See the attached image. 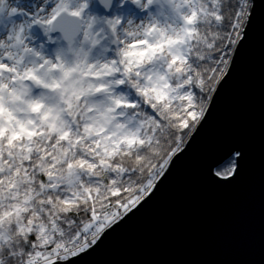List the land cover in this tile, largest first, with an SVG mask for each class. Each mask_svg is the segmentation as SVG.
<instances>
[{
  "label": "snow or ice",
  "instance_id": "1",
  "mask_svg": "<svg viewBox=\"0 0 264 264\" xmlns=\"http://www.w3.org/2000/svg\"><path fill=\"white\" fill-rule=\"evenodd\" d=\"M102 2L107 5L110 0ZM164 2L173 5L172 23L165 25L153 41L133 44L158 53L162 63L153 68L151 76H145L147 87L133 85L139 93L137 99L111 94L106 112L113 115L107 123L99 125L91 115L82 122L77 117V122L70 121L68 128L55 137L41 128L22 127L27 137H42L35 141L39 148L17 132L7 141L8 152L4 151L0 129V264H60L82 253L121 217V209L127 213L141 202L155 186L154 177L163 174L180 150L183 136L177 137V133L190 130V125L204 117L208 97L197 90L202 93L208 88L211 92V85L224 76L230 51L242 39L247 0H239L234 15L225 9V0ZM55 5L50 19L37 17L35 23L53 25L62 14L82 19L81 11L88 7L84 3L80 10L70 11L66 0H55ZM108 23L113 25L112 21ZM87 26L91 29L92 24ZM156 31V26H150L146 35ZM23 33L21 27L9 37L18 49L24 43ZM24 51L38 55L31 49ZM40 59L43 64L24 69L21 75L0 58V81L5 72H10L45 88L58 87L56 81L47 83L38 78V69L50 63ZM17 63H23V58ZM115 84L125 85L126 81L117 80ZM21 87L30 91L23 84ZM95 110L86 107L88 113ZM169 140L174 147L169 146L162 155V145ZM145 171L153 178L142 184ZM215 175L231 180L237 171L231 167Z\"/></svg>",
  "mask_w": 264,
  "mask_h": 264
},
{
  "label": "water",
  "instance_id": "2",
  "mask_svg": "<svg viewBox=\"0 0 264 264\" xmlns=\"http://www.w3.org/2000/svg\"><path fill=\"white\" fill-rule=\"evenodd\" d=\"M115 2L96 0L97 12L109 17ZM232 158L236 177L218 179ZM63 264H264V0H252L203 122L151 195Z\"/></svg>",
  "mask_w": 264,
  "mask_h": 264
},
{
  "label": "clouds",
  "instance_id": "3",
  "mask_svg": "<svg viewBox=\"0 0 264 264\" xmlns=\"http://www.w3.org/2000/svg\"><path fill=\"white\" fill-rule=\"evenodd\" d=\"M66 2L70 11L80 10L82 5L87 3L88 7L81 11L82 19L62 14L53 25L37 24L46 37L50 33H61L62 43H58L52 58L32 43L30 30L32 23L36 24L35 18L30 23L28 19L17 14L36 12L40 20L46 21L52 16L56 6L55 0H0V33H2L0 58L5 61L6 66L14 67L22 75L24 69L43 64V60L40 59L43 57L50 63L38 69L36 73L38 78L47 83L56 81L59 85L45 88L34 81H24L14 73L3 74V79L0 81V129L3 130L5 152L9 151L8 139L17 132L25 135L27 142L39 148L35 141L42 137H27L21 132L22 127L41 128L49 137H55L68 128L70 121L77 122V117H80L82 122L91 115L96 117L99 125H104L108 122V117L113 115L106 112L113 98L111 94L115 97L127 96L118 92L115 81L121 79L126 81V85L133 89L137 96L139 93L133 85L140 88L147 87L148 81L145 80V76H151L153 68L162 63L158 53L151 52L147 48L133 47V44L143 40L153 41L165 25L172 23V17L175 15L172 4L164 0H153L151 4L148 0H139V3L130 0L141 12H148V17L138 23L134 17L115 16L109 19L92 16L87 11L88 0H80V2L66 0ZM113 2L114 0H110L105 5L100 0L106 8H110ZM28 3L32 4L31 8L27 7ZM108 21H112L114 27L109 25ZM89 23L92 24L91 29L87 26ZM150 26H156L157 31L146 35ZM21 27L24 29V43L22 48L18 49L14 47L16 41L10 40L9 37L18 33ZM61 27L64 31L59 30ZM109 44L118 47L115 49V58L105 59L104 53L108 50ZM24 49H31L38 55L33 56L32 52L26 53ZM167 51L165 48V55ZM8 57L13 59L9 60ZM20 58H23V63H17ZM48 68H51V71H48ZM22 84L30 91H25L21 87ZM34 88L41 91L33 94ZM98 88L105 90L97 91ZM86 107H93L96 110L88 113ZM18 146L19 142L16 144V147ZM57 160L59 162V156Z\"/></svg>",
  "mask_w": 264,
  "mask_h": 264
},
{
  "label": "trees",
  "instance_id": "4",
  "mask_svg": "<svg viewBox=\"0 0 264 264\" xmlns=\"http://www.w3.org/2000/svg\"><path fill=\"white\" fill-rule=\"evenodd\" d=\"M251 8H252V0H247V17L243 21V28H242V31H241V37H242V34H243V32H244V30L246 28V25H247V22H248V18H249L250 13H251ZM225 9L226 10L230 9L232 11L233 15H234L235 12L239 10V0H225ZM238 44L233 45V47H232V49L230 51L229 65H228V68H227L224 76L219 79V82L218 83H213L211 85V88L213 90L211 92H209L208 91V88H205L202 93L199 92V90H197V92H198L199 95L208 97V99L206 100L205 115H206V113H207V111H208V109H209V107L211 105V102H212V100H213V98L215 96L216 91L218 90L220 84L222 83L223 79L225 78V76L227 75V73H228V71L230 69L231 63H232V61L234 59V56H235V53H236V50H237V47H238ZM104 57H105V59H107V57L105 56V54H104ZM108 58H111V56L108 57ZM34 90L35 91H34L33 94H38L41 91V90H38V89H34ZM117 90H118V92H121V93L126 94L131 99H137V96L135 94V91L133 89H131L130 87H128L126 84L125 85H118L117 86ZM205 115H204V117H205ZM204 117L199 121V123H195L194 125H190V130L189 129H183L179 133H177V137L183 136V142L180 143V150L176 153L175 156H177L181 151H183L185 149V147L188 144L189 140L191 139V137L194 135V133L196 132V130L199 128V126L203 122ZM177 143H179V140H177ZM169 146H173L174 147L173 142L171 140H169L167 144H163L162 145V149H163V151L161 153L162 155L164 154V152H167L168 151V147ZM175 156H173V158ZM173 158H172V160H173ZM172 160H171V162H172ZM171 162L169 163L168 167L170 166ZM235 163H236V158H232L227 163H225L221 168H219L218 170H216L215 173L218 172V171L219 172H226L231 167H235L236 168ZM168 167L164 170V172H163L162 175H159V176H155L154 177V184L155 185L161 179V177L164 175V173L167 171ZM152 178H153V174L151 172H149V171H145L142 174L141 183L142 184H147L148 180L149 179H152ZM217 178L220 179L219 177H217ZM220 180H223V179H220ZM148 191H150V189ZM147 198H148V196L146 197V199ZM113 199H116V198H113ZM144 199H145V196H144V198L141 201H143ZM120 211L123 212V209H121ZM81 216H83V214H81ZM111 225H113V224H111ZM111 225L107 226L104 229V231L107 230L109 227H111ZM95 243L94 244L93 243L92 244L89 243L87 245V247H86L87 249L86 248L85 249L89 251L90 249H92L95 246ZM88 251H86L85 253H87ZM78 255H80V254H78ZM78 255H76V256H70L67 261H61L60 264L67 263V262L71 261L72 259L76 258Z\"/></svg>",
  "mask_w": 264,
  "mask_h": 264
},
{
  "label": "rangeland",
  "instance_id": "5",
  "mask_svg": "<svg viewBox=\"0 0 264 264\" xmlns=\"http://www.w3.org/2000/svg\"><path fill=\"white\" fill-rule=\"evenodd\" d=\"M77 2H80V0H77ZM88 2H89V8L87 10L88 13L92 16L101 17L100 14L97 12V9H96V5H95L96 0H88ZM122 4H123V6H121ZM27 7L31 8L32 4L28 3ZM149 11H152V9H149ZM17 15L20 17H25L26 19H28V21L30 23H32L34 18L38 17V14L36 12L18 13ZM115 16H124L125 18L134 17L135 21L139 23V22H142L146 17H148V12L147 11L141 12L140 9H138L135 5H133L130 2V0H127V2H125V0H116L115 6H114L110 16L107 18L111 19V18H114ZM101 18H105V17H101ZM39 27H40L39 25L32 23V28L30 30V32H31L30 38L32 39V43L34 44V46L37 49L41 50L47 56L54 58V51H55L56 47L58 46V43H62V41L58 37L52 38L51 33L49 34L48 37L44 36V34L42 33V31L40 30ZM0 35H2V33H0ZM49 37H51V38H49ZM117 47H118V45L109 44L108 50L104 53L105 56L107 57V59L110 56H111V58H115V49ZM36 59L38 60V57ZM34 89H36V88H34ZM38 90H41V89H38ZM153 190H154V187L152 189H150V191H148V194L145 196L144 200H146L147 196L149 197L151 195ZM143 201H141L135 208H132L129 212H127L125 214L129 215L132 211L136 210V208L139 205H141L143 203ZM113 225H114V223H113ZM113 225H111V227H109L104 232H101L95 242L97 243L108 230L112 229ZM90 244H92V243H90ZM86 249L82 253H79L80 255L77 254L78 255L77 257L85 254V252L88 251Z\"/></svg>",
  "mask_w": 264,
  "mask_h": 264
},
{
  "label": "built area",
  "instance_id": "6",
  "mask_svg": "<svg viewBox=\"0 0 264 264\" xmlns=\"http://www.w3.org/2000/svg\"><path fill=\"white\" fill-rule=\"evenodd\" d=\"M121 213H122L121 217L114 222V225L119 224L127 216L125 213H123V212H121Z\"/></svg>",
  "mask_w": 264,
  "mask_h": 264
},
{
  "label": "bare ground",
  "instance_id": "7",
  "mask_svg": "<svg viewBox=\"0 0 264 264\" xmlns=\"http://www.w3.org/2000/svg\"><path fill=\"white\" fill-rule=\"evenodd\" d=\"M115 225H113V227H114Z\"/></svg>",
  "mask_w": 264,
  "mask_h": 264
}]
</instances>
